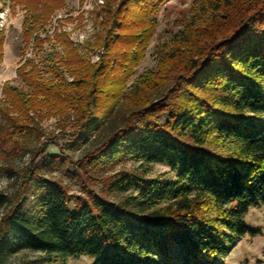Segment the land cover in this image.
<instances>
[{
	"label": "trees",
	"instance_id": "1",
	"mask_svg": "<svg viewBox=\"0 0 264 264\" xmlns=\"http://www.w3.org/2000/svg\"><path fill=\"white\" fill-rule=\"evenodd\" d=\"M12 1L28 13L22 55L29 43L61 50L42 68L26 57L15 70L21 85L1 86L0 173L14 189L0 192V264L80 255L89 264H224L255 231L248 209L264 205V0H195L179 33L158 45L156 69L131 83L165 0H108L96 14L95 62L65 32L37 33L63 0ZM3 45L0 30V62ZM49 117L63 126L62 154L47 150L57 145L40 125ZM120 159L166 165L174 178L120 169L101 178L113 198L87 188L71 207L51 176L74 177L68 163L86 170ZM27 251L36 257L10 261Z\"/></svg>",
	"mask_w": 264,
	"mask_h": 264
},
{
	"label": "rangeland",
	"instance_id": "2",
	"mask_svg": "<svg viewBox=\"0 0 264 264\" xmlns=\"http://www.w3.org/2000/svg\"><path fill=\"white\" fill-rule=\"evenodd\" d=\"M108 0H63V5L54 9L50 14L49 19L43 27L37 26V33L40 36L52 35L54 31L65 32L77 49V53L82 55L86 61L95 62L98 58L99 52L102 48L94 45L95 34L99 32L101 26L99 24L100 17H97V12L102 10ZM195 0H165L154 14L156 26L151 37V40L146 46L143 58L140 60L137 68L129 83L135 81L145 71L155 70L158 58V45L170 41L175 33H179L184 22L190 16V9L195 4ZM28 13L22 5L14 4L12 0H0V30L3 34V59L0 62V102L2 101L1 86L5 80H10L15 85H21L20 79L16 76L15 70L20 63L26 58L30 57L39 62L41 68L45 65L44 58L52 49L61 50V47L55 43L44 45L42 51H35L32 49L31 43L25 50V55H22V32L23 20ZM92 47L91 49H89ZM44 76L48 75L46 70L43 71ZM67 80L70 78L67 76ZM43 128L44 137L53 138L57 140V145L50 144L48 152L62 154L58 146L64 144L65 139L61 132L63 126H58L57 117H49L40 122ZM67 129V127H65ZM69 155L75 160L78 156V151L74 149L67 151ZM23 161V159H18ZM15 161V164H17ZM18 165V164H17ZM65 169L72 170L76 175L72 177L66 176L62 170H56L52 173V177L61 181L67 188L70 196L71 207L77 199H88L87 188H90L94 193L105 195L108 198L114 196L108 195L105 192V182L101 179L117 172L120 169H131L141 173L145 177L174 178V173L163 164L153 163L140 165L131 160L120 159L109 167H101L89 170V174H93L98 180H93L88 177L86 170L78 169L75 164L68 163ZM0 176H6L0 173ZM10 179V178H9ZM10 185L12 192L14 189L13 179ZM117 198V197H116ZM245 221L254 228L253 233L245 234L234 244L231 252L224 259V264H264V259L259 255L249 254V259L239 260L242 249L248 247L252 239L257 243L264 240V205H257L250 207L245 215ZM36 257V253L23 252L13 256L10 261L18 262L20 260L29 262ZM92 257L88 255L67 257L63 261H58L57 264H89Z\"/></svg>",
	"mask_w": 264,
	"mask_h": 264
},
{
	"label": "clouds",
	"instance_id": "3",
	"mask_svg": "<svg viewBox=\"0 0 264 264\" xmlns=\"http://www.w3.org/2000/svg\"><path fill=\"white\" fill-rule=\"evenodd\" d=\"M16 163L21 168L26 167L30 163V156L25 155L23 157L22 162L18 160ZM11 183L12 180H10L7 176H0V192H3L5 195H7L9 191H11L10 189ZM249 254L259 255L261 259H264V240L257 243L255 239H252L248 247L242 249L241 255L238 259L241 261L245 259H249ZM250 264H254V261H251Z\"/></svg>",
	"mask_w": 264,
	"mask_h": 264
}]
</instances>
